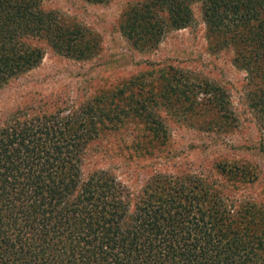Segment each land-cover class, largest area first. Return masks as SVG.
Here are the masks:
<instances>
[{"label":"trees","instance_id":"trees-1","mask_svg":"<svg viewBox=\"0 0 264 264\" xmlns=\"http://www.w3.org/2000/svg\"><path fill=\"white\" fill-rule=\"evenodd\" d=\"M190 1L137 0L120 31L136 46L156 43L167 29L189 25ZM199 1L212 34L242 48L257 86L251 104L264 125V0ZM39 40L79 60L97 49L85 27L65 23L41 0H0V88L39 65ZM116 90L112 99L126 92ZM100 98L66 115L31 117L19 108L0 121V264H264V202L230 197L221 181L249 182V170L218 163L219 181L159 171L136 189L105 168L83 174L88 145L111 121ZM123 106L125 116L145 119L150 141L166 142L148 115Z\"/></svg>","mask_w":264,"mask_h":264},{"label":"rangeland","instance_id":"rangeland-1","mask_svg":"<svg viewBox=\"0 0 264 264\" xmlns=\"http://www.w3.org/2000/svg\"><path fill=\"white\" fill-rule=\"evenodd\" d=\"M136 1L41 0L65 23L85 27L97 49L79 60L36 41L43 50L39 65L0 88V121L19 108L31 117L79 112L101 97L100 111L112 110L111 121L100 124L88 145L84 175L105 168L136 189L159 171L219 181L215 169L224 163L254 174L249 182L248 177L243 182L221 178L227 195L264 202V125L251 104L257 86L248 81L242 48L223 45L222 37L212 34L199 0L189 2V25L136 46L120 31L123 12ZM118 88L126 92L112 99ZM211 89L219 95L212 96ZM216 97L220 104H212ZM128 103L148 115L166 142L148 139L145 119L124 115L121 109ZM88 116L98 122L96 115Z\"/></svg>","mask_w":264,"mask_h":264}]
</instances>
